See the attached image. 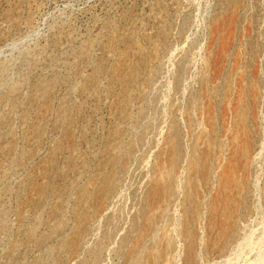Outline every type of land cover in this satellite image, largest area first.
Masks as SVG:
<instances>
[{"label": "rangeland", "instance_id": "rangeland-1", "mask_svg": "<svg viewBox=\"0 0 264 264\" xmlns=\"http://www.w3.org/2000/svg\"><path fill=\"white\" fill-rule=\"evenodd\" d=\"M0 264H264V0H0Z\"/></svg>", "mask_w": 264, "mask_h": 264}, {"label": "bare ground", "instance_id": "bare-ground-1", "mask_svg": "<svg viewBox=\"0 0 264 264\" xmlns=\"http://www.w3.org/2000/svg\"><path fill=\"white\" fill-rule=\"evenodd\" d=\"M240 94H241V91L238 92L236 99L240 98ZM238 101H239V99L237 100V102ZM255 110H256V107H254V109H253V115L254 116L256 115ZM210 114H211V119L213 121L214 120V116H215L214 107L213 106L210 107ZM227 115H229V117L232 116L236 120V122L240 121L241 123H244L246 121V117H248V115L251 116V113L250 112H244V113H241L240 116H239L237 107H233L231 112L228 113V112L225 111V114H224L225 118L227 117ZM115 163H116V165L118 164L117 161ZM232 163L234 165V162H232ZM116 170H117V167L115 169L112 164L108 168L105 167V170L104 169L103 170H99L98 179H97V181L95 183L91 184V186H90L91 190L90 189L88 190V196L91 197V198H93V196H94V198H95V197H97L96 194L99 195V192H101V191L104 192L105 190H107L108 192H110L112 190V188H113V184L115 183ZM189 171H191V170H189ZM236 171L237 170H235V166H232V167L229 166V168L224 169L222 171V173L219 175L220 177H219L218 181H219L220 184H222L224 186L225 189L230 188V182L233 184V189H234V180L231 178V176H234ZM159 176L162 177V178H166V177H168V174H167V172L162 170V172L160 173ZM187 180H189V179H187ZM167 184H169V182ZM102 192H101V195H103ZM174 195H175V193H174V189H173L172 185L165 186V188L163 189V198H164L165 202L167 201V202L171 203L172 200H173ZM247 197H248V195L245 196V199L243 201V203L245 205H246ZM174 199H175V197H174ZM230 202H231V199H229L227 201V204H226L227 207H228V204H230ZM219 204L220 203L217 200L214 208H212L213 209V213H214V211L215 212L218 211V209L220 207ZM226 205H225V208L223 209V211L221 212V216H220V220H219L220 223L218 225L219 226L218 234H219V237H220L221 240L228 239V233L229 232H233V233H231L232 237L236 233L235 232V229H236L235 225H232L231 226V230H229V231L224 230L226 222L228 220V214H229L228 213V208L226 207ZM82 218L84 219L85 217H82ZM213 225H215V224L213 223Z\"/></svg>", "mask_w": 264, "mask_h": 264}]
</instances>
